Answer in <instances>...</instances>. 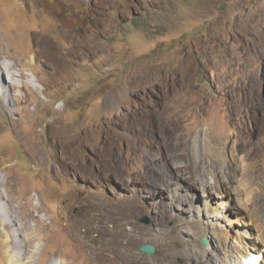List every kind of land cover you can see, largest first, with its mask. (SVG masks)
<instances>
[{
  "label": "rangeland",
  "instance_id": "obj_1",
  "mask_svg": "<svg viewBox=\"0 0 264 264\" xmlns=\"http://www.w3.org/2000/svg\"><path fill=\"white\" fill-rule=\"evenodd\" d=\"M0 62L27 84L0 104V180L20 229L0 212V264L32 233L37 253L15 264H154L169 253L205 264L207 249L225 251L201 232L202 183L225 193L244 175L251 192L227 200L230 242L264 237V0H0ZM199 131L226 142L233 175L209 160L196 168L210 144L195 157ZM191 182L194 195L182 207L161 199L158 215L165 185L184 194ZM120 226L137 242L114 239Z\"/></svg>",
  "mask_w": 264,
  "mask_h": 264
},
{
  "label": "bare ground",
  "instance_id": "obj_2",
  "mask_svg": "<svg viewBox=\"0 0 264 264\" xmlns=\"http://www.w3.org/2000/svg\"><path fill=\"white\" fill-rule=\"evenodd\" d=\"M77 1L80 2V0H77ZM44 48L47 49L48 51H49V49H51L49 44H47V43H44ZM10 67H12V66H10ZM10 67H9V65H6V64H3L0 62V104H2L1 103L2 101L5 102L6 99L10 96L11 92L14 90L20 92V94L23 95V90L25 89V87L27 85L26 83L22 82V80H20V79H22L23 74L21 72H19V70H17V72H19V73L12 71V69ZM13 70H14V68H13ZM32 84H33V82H32ZM43 92H44V89H43ZM262 118H264V117H262ZM201 134H202V131H199L194 136V140H195L194 141V152L196 155L195 157H198L197 155L201 149V142H208L209 141L210 144L209 145L205 144L206 147L204 148V154H205L204 156H207V157H205L204 159H202V157H201L200 160L199 159L196 160V161H199L196 165V168H199L198 170H200L202 161L204 160V161L208 162V160H209V161H211V164H210L211 169H213L215 171L223 172V171L228 170L231 174L233 172H236L234 170L233 166L226 162V158H225L224 153H223L224 152V146L226 145V142H224L223 140L213 141L209 136V132L203 133V135H201ZM237 136H235V137H237ZM167 138H168L167 140H169V141L172 139V137H167ZM63 148L65 149V148H67V146L64 145ZM236 151H239V150L236 149ZM36 152H37V154L39 153V151H36ZM202 152H203V150H202ZM147 155L149 157H155L153 152L149 151V150H148ZM69 158L76 159L75 157H72L70 155L63 156L64 160H68ZM232 158H233V156H232ZM156 159H158V158H156ZM190 163H191V166L193 167V165H194L193 160H191ZM225 174L228 175V172H225ZM202 176H205V175H202ZM230 179L233 181L234 178L231 177ZM247 180H248V182H247ZM238 181L240 182V183H238L239 184L238 187L232 186V188H230V191L227 190L225 193L224 192H218V191H220L219 190L220 188L218 189V187H217V183H216L217 181H215L214 184L210 181H207V180H206V182L202 183V185H203L202 191H203V197L205 198V201H204V209H203V212L201 211L200 216L205 218V221L202 223V225L206 224L208 227L204 226L205 227L204 229H203V227H200L201 230H203L201 232H202V234H205L207 230H209L210 232L212 231V234L208 233V237H209V235L214 236L216 238L215 241H216L217 248L218 249L222 248L225 251L224 253H222V256L219 257L215 254V252L213 250L214 248L207 249L206 251H207L208 255H206V259H205L206 263L205 264H241V261L243 258L249 256L253 251L257 252V253L261 252L262 246L264 247V237L262 236L263 234L262 235L257 234L258 236H250L247 238V241L241 242L238 246H235V244L230 242L231 237L229 236V232H230L229 228H232L237 223L236 222L237 219H233L231 217V214H232L231 210H232V208L235 209V207H231L230 203L227 200L230 199V196L233 197V195H235L234 199L236 200V203H237L238 201H240L242 199V198H239L242 192L246 193V191L252 189L251 182L249 181L248 176L244 175V178L242 179V181H240V180H238ZM245 181H246L245 184L241 183V182H245ZM171 185H173V182ZM225 185H228V184L225 183ZM170 187L171 186L168 184L165 185V191L164 190L162 191V195L160 196V199L156 203L157 204V207H156L157 213H158V215L164 216V219L167 218V209L164 208L163 204L161 206H158L161 203V199H170L174 203L173 204L174 206L182 207L184 205V203H186L185 200L189 199L192 196V194L194 195L196 188H200V187L195 188V183L191 182L189 185L190 188L189 189L182 188L185 192H184V194L183 193L179 194L177 192L170 191L169 190ZM140 189H142V191L144 190V188H140ZM250 192H251V190H250ZM214 193L221 194V197L220 198L217 197L216 199H213ZM9 196H10V194L8 192L6 185L4 184V181L0 180V212L4 211L11 216L9 218V216L7 214L8 220H3L2 224L5 226H7V225L8 226H14L13 227L14 232L19 233V231H20L19 226H17V224L15 223V219L13 217L14 215H12L13 214L12 207H11V205H9ZM245 196H246V194H245ZM246 197H247L245 199V200H247L246 203H248V201L251 202L252 199H249L248 196H246ZM6 198H8V200ZM182 202H183V204L181 205ZM244 205L245 204L238 205L239 206L238 210L240 211L241 214H243V210H245L244 208H246V207H244ZM133 207L137 211L138 206L134 205ZM176 213L180 218L185 217V215H186V213L183 211V208L180 210L179 209L176 210ZM0 215H1V213H0ZM4 217H6V216H4ZM257 227H258V225H257ZM21 228L24 229L23 227H21ZM125 229L126 228L124 226H123V228H122V226H120L116 230L112 229L111 232H109V233H111V235L114 237V239L125 241V238L128 234V232H126ZM163 230H164V228H163ZM213 231H214V234H213ZM160 234L165 236V234H167V231H161ZM248 235L249 234H247V236ZM127 237H128L129 246H132V244L137 242L136 241L137 236L132 235V236H127ZM26 238L27 239L17 238V243H18L17 245L18 246H17V248L14 247V249H12L10 247V243H8V246H9L8 251L12 255V264H15L16 261L23 260L24 258H26V255H28L30 253H32V255L33 254L35 255L37 253L38 250L36 248H38V243H36V242L40 240V234L39 233H38V235H36V233L35 234L32 233L30 235L27 234ZM125 243H126V241H125ZM126 245H127V243H126ZM129 248H131V247H129ZM12 252L14 253V255L12 254ZM17 255H18V257H17ZM169 255L171 256V260H169L167 263H165L160 258H158V259L155 258V260H153L154 264H180L177 261H181L182 262L181 264H185L186 260L188 259V256H190V255H173L172 253H169ZM111 256H113V255H111ZM118 256H120V255H118ZM194 256L196 257L197 255H194ZM177 257H180V258L178 259ZM261 263H264V256H263ZM62 264H63V262H62Z\"/></svg>",
  "mask_w": 264,
  "mask_h": 264
},
{
  "label": "clouds",
  "instance_id": "obj_3",
  "mask_svg": "<svg viewBox=\"0 0 264 264\" xmlns=\"http://www.w3.org/2000/svg\"><path fill=\"white\" fill-rule=\"evenodd\" d=\"M262 254V255H252V254ZM251 253L249 256L242 259L241 264H264L261 263L263 256H264V250L261 252Z\"/></svg>",
  "mask_w": 264,
  "mask_h": 264
},
{
  "label": "water",
  "instance_id": "obj_4",
  "mask_svg": "<svg viewBox=\"0 0 264 264\" xmlns=\"http://www.w3.org/2000/svg\"><path fill=\"white\" fill-rule=\"evenodd\" d=\"M149 221L148 219H145L144 220V223L147 224ZM203 243L206 244L207 241L206 239H203ZM140 251L142 253H147V254H154L156 249L153 245H150V244H144L141 248H140Z\"/></svg>",
  "mask_w": 264,
  "mask_h": 264
}]
</instances>
